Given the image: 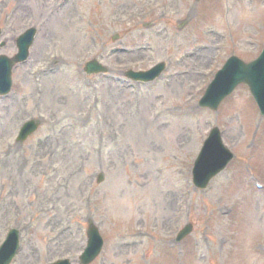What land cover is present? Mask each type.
I'll list each match as a JSON object with an SVG mask.
<instances>
[{"label":"rangeland","instance_id":"374dc122","mask_svg":"<svg viewBox=\"0 0 264 264\" xmlns=\"http://www.w3.org/2000/svg\"><path fill=\"white\" fill-rule=\"evenodd\" d=\"M0 26L9 56L13 37L39 28L29 62L13 73L17 95L0 99V245L12 227L23 243L12 264H79L89 219L106 242L92 264L252 263L243 249L264 264L252 242L264 239V192L241 179L242 192L230 191L249 163L264 174V118L246 87L219 112L197 104L228 56L249 61L262 50L264 0H0ZM93 58L121 75L160 61L168 68L150 87L127 88L87 76ZM31 117L43 123L20 144L19 125ZM216 124L237 159L204 195L184 178ZM255 133L263 144L252 150ZM228 205L235 216L220 217ZM189 221L195 230L177 255L168 241Z\"/></svg>","mask_w":264,"mask_h":264},{"label":"water","instance_id":"95a60500","mask_svg":"<svg viewBox=\"0 0 264 264\" xmlns=\"http://www.w3.org/2000/svg\"><path fill=\"white\" fill-rule=\"evenodd\" d=\"M18 59L17 57L12 61V60H7L3 58V63L10 68L12 63ZM101 69V68H99ZM238 81H244L250 84L253 92L255 93L257 99L261 104H264V53L263 55L254 61L251 64H242L240 61L236 59H231L229 63L225 66L223 71L218 77V80L216 84L211 88L209 93H215L216 91L222 89L223 87L226 86H231L233 83L238 82ZM212 141V140H211ZM208 142L206 148L210 144ZM216 145V144H215ZM212 149H215L216 147L214 145L209 146ZM205 148V151H206ZM204 154L202 155V157ZM224 162V159L218 162V164L215 165L218 169L214 171L213 174L216 172L220 171L221 166ZM213 174H211L208 178H210ZM95 227L92 225L90 229V235H91V240L92 242L95 241ZM14 242V245L13 243ZM12 243L13 247L16 244V237L12 234L9 240L6 242L5 246H8Z\"/></svg>","mask_w":264,"mask_h":264},{"label":"bare ground","instance_id":"6f19581e","mask_svg":"<svg viewBox=\"0 0 264 264\" xmlns=\"http://www.w3.org/2000/svg\"><path fill=\"white\" fill-rule=\"evenodd\" d=\"M14 44V43H13ZM52 77V76H51Z\"/></svg>","mask_w":264,"mask_h":264}]
</instances>
